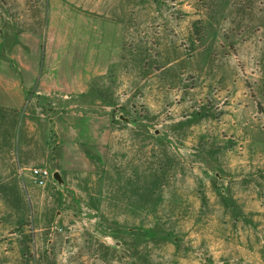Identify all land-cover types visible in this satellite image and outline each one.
Listing matches in <instances>:
<instances>
[{
  "label": "rangeland",
  "instance_id": "obj_1",
  "mask_svg": "<svg viewBox=\"0 0 264 264\" xmlns=\"http://www.w3.org/2000/svg\"><path fill=\"white\" fill-rule=\"evenodd\" d=\"M9 54L0 264H264V0H0Z\"/></svg>",
  "mask_w": 264,
  "mask_h": 264
},
{
  "label": "crops",
  "instance_id": "obj_2",
  "mask_svg": "<svg viewBox=\"0 0 264 264\" xmlns=\"http://www.w3.org/2000/svg\"><path fill=\"white\" fill-rule=\"evenodd\" d=\"M12 58V55L9 54V61L7 62L6 57L4 58V60H2V57L0 55V94H4L5 98L8 97L9 99H13V95L15 92L14 86H19V84L17 82L14 83L13 80L14 75L12 71ZM60 98L65 103L59 102L58 100H54L56 101V104H53V107L59 110V116H61L62 111V115L66 118L67 121L68 119L70 121V119L72 118V109L76 107V104L72 103V98L69 93H64L63 96L59 97V99ZM61 133L63 137L64 135H66V131L62 128ZM68 135L71 136L70 133H68ZM62 141L63 142H60V139L56 140V143L60 147L61 165L64 169L70 171L72 170V155L76 153V151H74L76 147L72 146V138H63ZM51 152L52 151H50V154ZM55 162H57V160Z\"/></svg>",
  "mask_w": 264,
  "mask_h": 264
},
{
  "label": "built area",
  "instance_id": "obj_3",
  "mask_svg": "<svg viewBox=\"0 0 264 264\" xmlns=\"http://www.w3.org/2000/svg\"><path fill=\"white\" fill-rule=\"evenodd\" d=\"M34 182L40 186H45L47 184L48 179L51 176V171L46 167H33L30 168Z\"/></svg>",
  "mask_w": 264,
  "mask_h": 264
},
{
  "label": "water",
  "instance_id": "obj_4",
  "mask_svg": "<svg viewBox=\"0 0 264 264\" xmlns=\"http://www.w3.org/2000/svg\"><path fill=\"white\" fill-rule=\"evenodd\" d=\"M120 118L124 119L127 122H130V119L125 117L124 115H120ZM156 134H158V132H156ZM54 179L58 182L59 186H61L64 182L62 175L59 171L54 172Z\"/></svg>",
  "mask_w": 264,
  "mask_h": 264
}]
</instances>
